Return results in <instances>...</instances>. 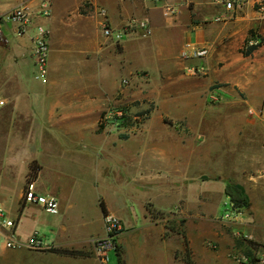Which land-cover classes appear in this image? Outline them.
Instances as JSON below:
<instances>
[{"label": "crops", "instance_id": "obj_1", "mask_svg": "<svg viewBox=\"0 0 264 264\" xmlns=\"http://www.w3.org/2000/svg\"><path fill=\"white\" fill-rule=\"evenodd\" d=\"M42 1L0 0V17L22 3L33 16L32 24L21 36L13 25L2 27L0 41V209L14 222L12 231L21 244L15 250H1L0 264H102L95 258L90 242L104 235L101 203L104 211L123 225L117 239L123 264H239L233 257H264L261 117L242 131L241 177L234 182L243 188L250 205L236 210L238 216L226 222H219L214 210L222 195L227 200L223 205L230 203L224 193L225 184L215 199L199 191L194 207H190L191 200L181 196L173 209L163 211L146 201L135 214L134 207L128 204L113 209L99 192L89 205L85 191L68 190L66 184H59L62 177H70L49 171V166L41 161L49 156L61 169L70 161L74 164L72 172L82 177L84 172L79 166L84 159L107 158L93 145L108 137V123L101 131L98 125L106 115L105 103L120 90L118 85L111 94L104 90L105 71L109 70L124 77L142 72L151 81L150 71H154L159 74L161 85L182 86L185 89L179 93L189 97L199 92L200 84L197 75L189 74L188 69L203 68L199 74H208L204 87L218 84L220 87L213 91L215 96L238 101L243 96L241 102L254 111L252 106L259 107L264 99V15L256 11L255 0H248L243 9L227 14L214 0H168V4L179 8L178 14L169 19L162 17L160 5L143 0H45L51 14L44 19L36 15ZM99 9L107 12L113 29L122 30L131 20H144L151 35L144 38L132 31L118 44L106 40ZM216 17L226 21L216 23ZM38 27H45L50 33L46 83L37 79L33 57V38ZM251 36L259 37L262 43L244 56L243 43ZM185 44L206 49V57L184 60L181 53ZM116 141L113 147L120 150L126 144L120 141L130 142V137L119 136ZM118 162L121 170L113 169L111 175L120 191L138 182L163 181L153 175L150 155L126 151ZM32 164L39 167L35 190L58 201L57 215L23 202ZM172 210L185 220L174 219L168 224L163 215ZM202 215H207V219ZM236 231L241 239L235 237ZM8 232L0 228V239ZM35 235L42 250L26 247ZM52 249L79 255H60L50 252ZM115 260L117 264L116 254Z\"/></svg>", "mask_w": 264, "mask_h": 264}, {"label": "rangeland", "instance_id": "obj_2", "mask_svg": "<svg viewBox=\"0 0 264 264\" xmlns=\"http://www.w3.org/2000/svg\"><path fill=\"white\" fill-rule=\"evenodd\" d=\"M150 75L153 81L138 71L131 77L117 76L116 70L105 71L104 90L111 94L117 85L120 87L117 94L105 103L106 115L100 121L101 125L108 123L105 125L108 137L93 145L96 150L104 151L107 158L84 159L79 166L84 172L82 177L72 172L70 168L74 164L70 161L61 169L49 156L41 160L49 166V171L70 177L66 180L62 177V182L58 181L61 186L67 185L65 189L85 191L89 205L99 192L113 209L119 210L128 204L134 207L135 214L139 213V205L146 201L163 211L173 209L181 196L191 200L190 207H194L199 191L215 199L225 183L238 182L241 177L242 131L246 126H252L251 121L260 117L264 119V99L259 107L252 106L257 116L251 118L247 113L249 109L241 102L243 96L239 101L226 100L213 93L220 85L203 86L207 72L197 74L199 92L189 97L179 93L184 87L161 85L158 73L150 71ZM122 117L125 119L119 120ZM119 136L130 137V142L120 141L126 143L120 150L113 147ZM135 150L150 155L153 175H158L163 181L151 184L138 182L120 191L112 181V171L121 170L118 161L124 152ZM225 198L222 195L215 200L214 210L219 222L238 216L229 202L223 205L227 201ZM178 215V211L172 210L164 213L163 217L170 224L174 219H183ZM120 216L125 217V214ZM202 217L207 219V215ZM239 234L236 231L235 237L241 239ZM2 243L3 239H0ZM1 250H4L2 246ZM108 257L109 264H115V254L112 252Z\"/></svg>", "mask_w": 264, "mask_h": 264}, {"label": "built area", "instance_id": "obj_3", "mask_svg": "<svg viewBox=\"0 0 264 264\" xmlns=\"http://www.w3.org/2000/svg\"><path fill=\"white\" fill-rule=\"evenodd\" d=\"M154 5L161 6V14L165 19H169L178 14L179 8L168 4V0H143ZM214 3L221 6L225 13H232L237 10L243 9L248 3V0H214ZM256 11L260 15H264V0H255ZM51 14V7L48 1H42L39 4L38 11L36 13L39 18H48ZM98 16L101 19L100 27L103 37L115 44L123 41L124 37L128 32L137 31L144 38L151 35V28L149 24L144 20H131L129 21L122 30L113 29L110 26L108 14L104 9L98 10ZM32 14L26 8L25 3H22L6 16L0 17V41L2 40V27L5 25H13L16 29L18 36L23 35L32 24ZM226 19L223 17H216L214 22L221 23L225 22ZM49 30L45 27H38L36 34L33 38V57L35 60V66L37 69V79L41 83H46L48 74V57H49ZM261 44L259 37L251 36L247 38L243 43V52H248L251 49H256ZM207 55L206 49L197 48L191 44H185L181 57L185 59H199L204 58ZM202 72V69L191 67L188 69V73L191 75H197ZM3 106V102H0V107ZM250 117H255L256 113L252 110L248 111ZM23 202L28 205H39L46 213L50 215H57L59 212L58 201L52 197H45L39 195L34 186V182L26 184L23 192ZM104 224V235L101 237H95L91 239L95 258L102 264H107L109 261L108 255L110 253L116 254L118 250L117 239L123 232V225L121 221L114 215L107 212L103 215ZM0 228L2 230L9 231L3 238V243L0 244L4 249L15 250L21 247V244L17 241L14 232V222L8 220L5 214L0 209ZM31 250H42L43 245L38 237L35 235L26 246ZM234 261L239 264H264L263 256H254L252 258L246 256L233 257Z\"/></svg>", "mask_w": 264, "mask_h": 264}, {"label": "trees", "instance_id": "obj_4", "mask_svg": "<svg viewBox=\"0 0 264 264\" xmlns=\"http://www.w3.org/2000/svg\"><path fill=\"white\" fill-rule=\"evenodd\" d=\"M261 43H262V40H261ZM254 50L255 49H251L250 51L244 53V56H249ZM104 117H105V114L103 115L102 119ZM124 119H125V117H122L119 120H124ZM103 129H104L103 125L99 124L98 125V131H101ZM38 171H39V167L36 166L35 164H32L30 166V173H29V176L27 179V183L35 181L36 176L38 174ZM224 193L229 198L232 209L238 210V209L249 207V205H250L249 200L245 194V191L243 190V188L240 185L232 183V182H227V183H225ZM101 208L103 210V215L107 214V211H104V207H103L102 203H101ZM247 243L249 245H251L252 247L256 246L251 241H247ZM50 252L57 253L60 255H65V256H78L79 255L76 252L68 251V250L52 249ZM116 256H117V260H118L117 264H123L122 259L119 255V250H117Z\"/></svg>", "mask_w": 264, "mask_h": 264}]
</instances>
